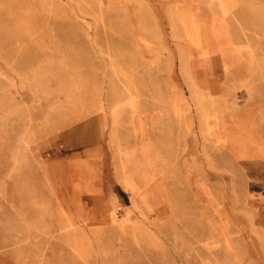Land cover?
Instances as JSON below:
<instances>
[{
    "label": "rangeland",
    "instance_id": "rangeland-1",
    "mask_svg": "<svg viewBox=\"0 0 264 264\" xmlns=\"http://www.w3.org/2000/svg\"><path fill=\"white\" fill-rule=\"evenodd\" d=\"M0 264H264V0H0Z\"/></svg>",
    "mask_w": 264,
    "mask_h": 264
},
{
    "label": "bare ground",
    "instance_id": "bare-ground-1",
    "mask_svg": "<svg viewBox=\"0 0 264 264\" xmlns=\"http://www.w3.org/2000/svg\"><path fill=\"white\" fill-rule=\"evenodd\" d=\"M112 218H113V215H112Z\"/></svg>",
    "mask_w": 264,
    "mask_h": 264
}]
</instances>
